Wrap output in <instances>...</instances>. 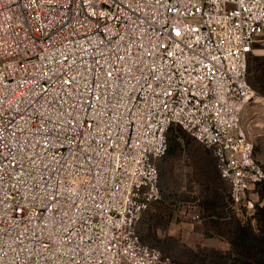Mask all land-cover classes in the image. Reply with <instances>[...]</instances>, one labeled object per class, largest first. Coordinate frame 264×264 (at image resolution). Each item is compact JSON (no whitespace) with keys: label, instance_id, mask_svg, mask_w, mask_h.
<instances>
[{"label":"built area","instance_id":"1","mask_svg":"<svg viewBox=\"0 0 264 264\" xmlns=\"http://www.w3.org/2000/svg\"><path fill=\"white\" fill-rule=\"evenodd\" d=\"M263 34L264 0H0V264H171L136 224L173 125L251 214Z\"/></svg>","mask_w":264,"mask_h":264},{"label":"rangeland","instance_id":"2","mask_svg":"<svg viewBox=\"0 0 264 264\" xmlns=\"http://www.w3.org/2000/svg\"><path fill=\"white\" fill-rule=\"evenodd\" d=\"M264 53V34L248 55ZM255 79V78H254ZM253 94L243 105L240 122L254 144V156L264 168V83L249 75ZM161 196L137 221L141 239L168 254L178 264H226L230 229L238 225L264 229L259 210L264 204V181L251 190V214L233 205L228 183L217 171L212 151L179 125L168 132V150L157 160ZM227 241L220 247L218 239ZM221 244V242L219 241Z\"/></svg>","mask_w":264,"mask_h":264},{"label":"trees","instance_id":"3","mask_svg":"<svg viewBox=\"0 0 264 264\" xmlns=\"http://www.w3.org/2000/svg\"><path fill=\"white\" fill-rule=\"evenodd\" d=\"M247 70L248 80L250 75L253 80L256 79L264 83V53L253 55L250 66L247 61ZM259 210L261 211V219L264 225V204ZM226 238L229 240L231 247L226 264H264V229L253 231L238 225L237 228L230 229ZM171 264H178V262L175 263L172 260Z\"/></svg>","mask_w":264,"mask_h":264},{"label":"crops","instance_id":"4","mask_svg":"<svg viewBox=\"0 0 264 264\" xmlns=\"http://www.w3.org/2000/svg\"><path fill=\"white\" fill-rule=\"evenodd\" d=\"M219 241L221 242V244L219 243ZM218 245L220 246V247H225V246H227V241L225 242V241H223L222 239H218Z\"/></svg>","mask_w":264,"mask_h":264}]
</instances>
